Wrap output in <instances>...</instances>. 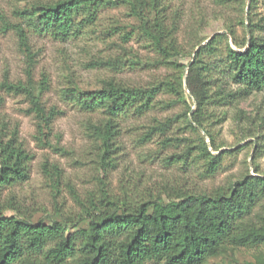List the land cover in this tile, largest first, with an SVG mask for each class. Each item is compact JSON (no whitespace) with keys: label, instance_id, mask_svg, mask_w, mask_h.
<instances>
[{"label":"trees","instance_id":"16d2710c","mask_svg":"<svg viewBox=\"0 0 264 264\" xmlns=\"http://www.w3.org/2000/svg\"><path fill=\"white\" fill-rule=\"evenodd\" d=\"M120 1L127 6L128 15L137 21L122 35L123 39L136 34L157 55L146 63L164 67L168 72L146 85L109 78L95 89L75 85L63 90V99L82 110L102 115L98 121L86 125L88 136L101 150V158L108 162L113 159L120 122L128 114L141 118L156 107L178 103L183 106L182 113L164 120L154 118L139 137L141 141H149L156 133L163 134L175 120L196 134V138H175L174 141L182 142L183 149L166 159L179 161L190 156L202 161L205 175H214L223 155L232 152L212 153L225 144L218 136L229 119L239 127V140L254 137L258 150L264 115L252 116L239 104L264 92V15L257 19L252 16V8L259 0H249L248 42L245 30L238 36L234 27L225 24L224 33L213 34L202 45L199 44L204 38L196 39L190 48L178 40L180 16L170 10V0ZM218 1L224 4L229 0ZM111 2L46 0L17 14L34 33L65 40L92 24L100 9ZM1 21L3 30L13 29L16 33L19 49L27 60L28 80L23 84L5 78L0 87L5 92L25 95L29 102L25 111L35 118L34 139L41 145H50L48 135L60 111L54 107L45 109L40 98L45 84L37 90L30 82L29 69L34 60L24 24L3 18ZM240 23L244 26L243 21ZM183 57L190 59L183 62ZM127 61L116 56L98 64L117 67ZM129 64H140L139 57L135 55ZM160 94L172 98L162 101L158 98ZM159 143L170 145L171 137L163 136ZM29 159L16 133L6 141L0 140V202L6 186L27 178ZM42 167L45 173L52 171L56 177L59 175L55 165L43 163ZM79 220L86 223L81 225ZM259 246H264V175L256 168L255 174L246 173L210 191H180L168 200L155 195L130 202L109 198L102 191L97 198L82 204L80 218L70 225L57 220L32 221L0 211V264H219L213 260L235 248Z\"/></svg>","mask_w":264,"mask_h":264},{"label":"rangeland","instance_id":"374dc122","mask_svg":"<svg viewBox=\"0 0 264 264\" xmlns=\"http://www.w3.org/2000/svg\"><path fill=\"white\" fill-rule=\"evenodd\" d=\"M40 1L46 0H0V83L5 78L23 84L28 80L26 57L19 49L15 31L1 27L3 18L24 24L34 60L29 69L30 82L37 90L45 84L40 92L45 109L54 107L60 111L48 135L50 145H41L34 139L33 113L25 111L29 106L25 95L5 92L0 87V140L6 141L16 133L18 142L30 155L27 178L6 186L2 192V214L29 217L32 221L57 220L70 225L80 218L82 204L97 198L102 191L109 198L130 202L155 195L168 200L180 191H210L246 173L255 174V168L264 175V121L258 150L254 137L239 140V127L235 122L229 119L222 125L218 140L225 144L219 150L232 152L223 155L220 167L212 176L203 173L201 160L190 156L179 161L166 159L183 149L182 142L174 141L175 138H196V134L185 129L180 121L175 120L163 134L156 133L149 141L139 139L146 124L153 123L154 118L164 120L182 113L183 106L179 103L172 107H156L141 118L128 114L120 122L113 159L110 162L102 159L98 144L86 131L88 122L98 121L102 115L82 110L63 99V90L75 85L81 89H95L100 87L102 80L109 78L131 85H146L162 78L168 70L146 63L152 62L157 55L136 34L126 41L123 39L122 35L137 21L128 15L127 6L120 0H109L113 2L100 9L92 24L65 40L34 33L17 14ZM169 4L170 10L179 13L177 37L187 48L196 39L203 37L202 43L210 35L224 31L225 24L234 27L238 36H242L246 26L248 28L249 0H229L224 4L218 0H170ZM261 15H264V0H259L252 8L254 19ZM135 55L140 64L130 65L129 60ZM116 56L128 60L127 63L117 67L98 64ZM189 59L183 57L181 61ZM158 98L166 101L172 97L160 94ZM239 105L252 116L258 113L263 116L264 92L252 95ZM166 135L171 137L172 144L159 143ZM43 163L55 165L59 175L43 172ZM79 223L85 224L86 220H79ZM213 262L264 264V246L235 248Z\"/></svg>","mask_w":264,"mask_h":264},{"label":"water","instance_id":"95a60500","mask_svg":"<svg viewBox=\"0 0 264 264\" xmlns=\"http://www.w3.org/2000/svg\"><path fill=\"white\" fill-rule=\"evenodd\" d=\"M222 32L224 33L225 30L222 31ZM246 34H247V42H248L249 31H248L247 26H246ZM212 35H213V34H212ZM212 35H210L208 38H206V39L201 43V45L204 44V43H206V42L212 37ZM232 47H233L234 49H237V48H236L235 46H233V45H232ZM244 49H245V48H243L242 50H244ZM237 50H238V49H237ZM185 75H186V68H185V71H184V73H183V81L185 80ZM184 88H185V90H187L185 84H184ZM187 92H188V90H187ZM194 106H195V103H194V101H193L192 107H194ZM189 116H190V114H189ZM199 130L202 132L203 135H205L204 132H203L201 129H199ZM206 139H207V138H206ZM207 141H208V139H207ZM219 151H220V150L212 151V153L217 154V153H219Z\"/></svg>","mask_w":264,"mask_h":264}]
</instances>
